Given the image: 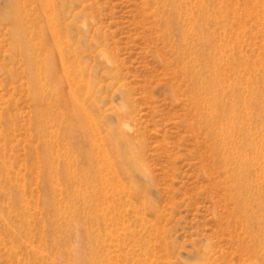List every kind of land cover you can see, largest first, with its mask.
I'll return each mask as SVG.
<instances>
[{
    "label": "rangeland",
    "instance_id": "rangeland-1",
    "mask_svg": "<svg viewBox=\"0 0 264 264\" xmlns=\"http://www.w3.org/2000/svg\"><path fill=\"white\" fill-rule=\"evenodd\" d=\"M128 107L117 192L95 146ZM244 133L264 196V0H0V264H263L228 192Z\"/></svg>",
    "mask_w": 264,
    "mask_h": 264
},
{
    "label": "bare ground",
    "instance_id": "bare-ground-1",
    "mask_svg": "<svg viewBox=\"0 0 264 264\" xmlns=\"http://www.w3.org/2000/svg\"><path fill=\"white\" fill-rule=\"evenodd\" d=\"M38 4H40L39 5L40 7L42 6L41 1H38ZM16 5H17V9L15 8V12L19 16H21L20 14L21 11L18 9L19 8L18 3ZM15 28L16 31L19 32V37L22 38V40L24 39L25 42H28L26 37L27 30L25 29V31L24 30L20 31L19 26H15ZM26 45H28V43H26ZM28 49L29 48L26 47L25 56L31 57L32 55L29 52H27ZM63 57L64 54H62L61 57L62 60ZM63 63L64 62H62V64ZM185 70L188 71L187 66H185ZM37 83L38 82H36L34 85H36ZM129 108L130 107H128L127 110H125L123 114H120L119 116V120L122 123L119 126V131L116 133L115 140L111 142L109 146L99 142L95 146L96 151H98L97 153L95 151V154L97 155V159H98L97 165L99 167L98 168V171L100 172L99 174H103L106 172L107 174H105V176L108 177L109 179L112 178V180L115 181V183H112L117 188L114 191L120 190L121 192L126 191L127 188L126 185H124L121 182L119 176L120 173L118 172L117 167L122 166V162L125 159L128 161V165L134 168L137 167V162L139 160L138 155L133 153V151L130 149L135 146V141L138 137V131L130 127V124L136 123V119L133 116L132 110ZM197 108H198L197 110L198 112H200L203 109L206 110V102L203 105H201V108L199 107ZM211 117L213 120V124L214 122H217L216 119L217 114L215 112L211 113ZM228 129L230 130V128ZM228 129H227V133L221 132L218 135L219 139L217 140V142L220 145H229L231 143L232 136ZM222 131L224 130L222 129ZM249 138H250L249 134L247 133L242 134L241 140L243 141V149L245 147L247 149V152L242 153L239 156L240 162L238 169L235 172H227L226 174L229 175V178L233 182L228 190L230 199L234 204L233 210H235L236 214L240 215V218L242 219L244 224H246V226L249 225L250 227H253L254 225L260 226L264 224V196L254 195V194L251 195L249 193L253 189V185L251 182L253 170L251 165L252 159L250 158V156L251 155L253 156L255 154V150L257 151V149L254 148ZM121 155H123V157ZM106 166L108 167V170H106ZM100 176L102 177V175ZM102 180H104V178H102ZM130 183H133L132 179H130ZM132 186H134V184ZM253 203L256 204L255 207L257 212L254 211L255 210L254 208H252ZM141 207H138L137 210H141L140 209ZM252 238H253V243L257 242L259 248H262L261 250H264V247H261L263 244L258 240V237H256L253 234ZM251 256L252 258H254L253 263L258 264L257 255L255 254V251H253ZM263 264H264V260H263Z\"/></svg>",
    "mask_w": 264,
    "mask_h": 264
}]
</instances>
